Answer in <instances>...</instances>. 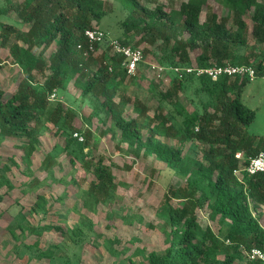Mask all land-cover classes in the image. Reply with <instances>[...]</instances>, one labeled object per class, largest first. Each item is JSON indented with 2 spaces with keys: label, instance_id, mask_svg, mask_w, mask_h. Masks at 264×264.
I'll use <instances>...</instances> for the list:
<instances>
[{
  "label": "trees",
  "instance_id": "1",
  "mask_svg": "<svg viewBox=\"0 0 264 264\" xmlns=\"http://www.w3.org/2000/svg\"><path fill=\"white\" fill-rule=\"evenodd\" d=\"M225 1L232 15L220 18L212 12L207 20H202L206 0L183 2L179 8L182 21L178 22L172 12L162 7L150 9L141 0H125L133 9L123 23L126 38L121 42L130 45L135 37L139 38L135 45L174 42L178 51L167 56L171 68L245 64L255 66L258 76H263L264 61L255 65L251 56H239L238 51L249 44L250 37L264 41V0ZM9 9L29 27L20 30L11 24L0 31V48L8 51L0 58V135L15 141L13 146L21 150L25 163L31 162L33 148L39 146L40 137L51 129L63 138L61 154L72 165H80L83 176L79 182L89 184L82 193L85 212L78 227L69 234L75 244L83 246L86 240H94L97 233L91 234L94 224L90 213L114 199L118 184L107 157L96 155L91 144L93 132L77 127V112L59 99L50 100L54 92H64L70 80H76L75 88L81 97H95L100 107L109 98L105 114L120 130L118 147L127 143L141 145L144 157H153L164 162L169 170L184 174L188 173L183 164L188 150L197 149L203 158L198 169L209 176L208 189L169 186L161 206L168 228L162 249L150 252L142 260L125 258L121 264H236L245 259L242 246L264 251V227L255 214L264 208V173L246 174L247 162L236 158L238 153L256 157L264 151V139L246 131L256 118V111L243 102L245 89L251 83L247 77L211 80L194 74L186 73L182 77L175 74L166 93H155L159 104L157 111L151 113L138 92H130L132 87L142 90L139 77L129 76L122 68L123 56L113 54L110 48L103 50L99 44L94 52H89L86 32L96 29V19L101 20L112 12L107 0H33L16 2ZM135 21L139 29L129 35L127 28ZM54 45L56 49L49 57ZM34 50L39 51L38 55ZM193 50L199 52L196 62L191 56ZM6 65L17 67L23 75L9 95L2 88ZM195 83H198L196 92L205 93L210 99L184 116L183 108L178 107L179 99ZM213 102L216 105L211 108ZM131 106L138 109V114L128 118ZM177 117L182 119L179 127L173 122ZM75 133L84 140L74 137ZM59 157L48 154L34 179L21 187L36 194L33 208L45 209L46 214L51 212L52 205L40 190L58 181L54 168L62 165ZM8 159L0 162V172L5 165L8 168H4L10 169ZM237 170L242 171L239 176L235 174ZM41 175L46 178L41 180ZM4 187L7 191L15 189L8 176L0 173V188ZM64 195L66 190L57 201L63 202ZM3 199L0 195V202ZM174 201L181 204L174 205ZM206 209H210L216 221L229 222L232 244L218 242L216 232L202 226L197 212ZM56 216L48 224L32 226L24 215L19 223L23 230L28 225L30 233L41 237L63 226ZM9 232L16 235L14 229ZM244 262L261 264L247 259Z\"/></svg>",
  "mask_w": 264,
  "mask_h": 264
},
{
  "label": "rangeland",
  "instance_id": "2",
  "mask_svg": "<svg viewBox=\"0 0 264 264\" xmlns=\"http://www.w3.org/2000/svg\"><path fill=\"white\" fill-rule=\"evenodd\" d=\"M32 1L0 0V31L3 26L11 24L20 30H27L29 26L22 23L9 7L16 2ZM107 1L112 12L101 20L96 19V29L105 32L110 38L125 40L126 30L123 23L133 6L127 4L125 0ZM195 1L197 0H141V3L150 9L162 7L164 11L172 12L175 20L181 22L179 12L181 3ZM212 12L218 14L220 18L232 15L230 5L225 0H206L202 20H207ZM248 22L252 23L249 20ZM138 29L139 23L135 21L127 28V33L134 34L133 32ZM126 40L129 41L130 38ZM138 40L139 38L135 37L130 45L138 46L144 53L147 52L145 63L140 65L136 75L139 77L138 84L142 91L132 87L130 92H138L140 100L151 109V113H154L159 104L155 93L159 91L166 93L176 77L167 63V56L170 52L178 51V46L174 42L169 45L161 42L155 45L149 42L135 45ZM107 48H109L107 44H102L103 50ZM55 49V45L51 47L49 57ZM7 52L0 48V58H4ZM34 53L38 55L39 51L34 50ZM198 55V51L191 52L195 62ZM238 55L251 56L255 65L260 60L264 61V41L250 37L249 44L240 47ZM152 64L164 68L163 74L159 76L156 74L157 71L156 73L150 71ZM3 74L5 79L2 88L6 95H9L19 85L23 75L17 67L11 65L5 66ZM75 83L76 80L68 81L66 90L58 92L57 98L77 112V127L93 132L91 144L96 155L107 157L118 184L114 199L90 213V219L94 224V232L91 234L97 233L94 240H86L83 246L75 244L69 234L78 227L81 215L85 212L82 193L88 189L89 184L79 182L83 176L80 165H72L70 159L61 154L63 138L56 136V130L51 129L40 137L39 146L33 148L31 162L25 163L21 158V150L13 146L15 141L0 135V162L3 158H9L10 167L8 170L5 165L6 168L2 167L0 173L6 174L15 187L11 191H7V187L0 188V195L4 196L0 202V264H121L125 258L142 260L150 252L162 249L168 228L167 218L161 213V206L168 187L191 185L200 190L209 188L208 173L198 169L203 163V158L197 149L188 150L183 162L188 173L184 174L169 170L164 162L155 161L153 157H144L141 145L127 143L118 147L120 130L115 127L111 117L105 114L104 107L109 98H106L102 108L95 97H90L92 101L90 98L81 97ZM197 88L198 83H195L187 87L185 93L180 96L178 107L183 108L184 116H189L196 107L201 108L210 99L205 93H197ZM243 102L256 111V118L246 131L258 139H264V75H259L246 87ZM215 105L213 102L211 108ZM137 114L138 109L131 106L127 117H135ZM181 120L177 117L173 122L179 127ZM48 154L60 156L59 161L62 165L54 168L58 181L47 184L40 190V193H45L47 203L52 205L51 212L46 214L45 209L33 208L36 194L25 192L21 187L34 179L36 170ZM41 176V180L46 178V175ZM65 190L64 201L60 203L57 200ZM173 204L181 203L174 201ZM197 214L204 228L211 227L216 232L218 242L223 243L229 239L232 231L228 221H216L210 209L199 210ZM255 214L264 227V208ZM24 215L32 226L48 224L55 216L57 222L63 226L59 227L57 232L53 230L38 237L30 233L28 225L26 230L22 229L19 222ZM10 229L16 231L15 236L9 232ZM56 242L59 244L56 245ZM244 261L245 259L236 264H245Z\"/></svg>",
  "mask_w": 264,
  "mask_h": 264
},
{
  "label": "built area",
  "instance_id": "3",
  "mask_svg": "<svg viewBox=\"0 0 264 264\" xmlns=\"http://www.w3.org/2000/svg\"><path fill=\"white\" fill-rule=\"evenodd\" d=\"M86 37L89 40V52H94L96 45L107 44L111 49V52L115 55H120L125 58L122 68L126 70L127 74L131 77L137 75L138 69L141 64L145 63V54L141 48L135 47L133 45H126L118 39L110 38L108 34L101 30L90 29L86 32ZM174 74L182 77L184 74H194L197 77L205 76L211 80H218L222 77H247L250 82H254L258 78L257 69L253 65L245 64H232L228 63L225 65L213 64L206 67L191 66L187 68L175 67L171 68ZM150 71L158 74L159 76L163 74L164 68L150 65ZM57 92H54L50 100H57ZM74 137L79 138L83 141L84 138L80 136L79 133H75ZM236 158L239 161L247 162L245 172L246 174L253 176L260 173H264V151L260 152L256 157H248L243 153H238ZM242 171L237 170L235 174L239 176ZM225 244H232L228 239L224 241ZM241 253L245 259L252 262H260L264 264V251L258 248L245 249L241 247Z\"/></svg>",
  "mask_w": 264,
  "mask_h": 264
}]
</instances>
